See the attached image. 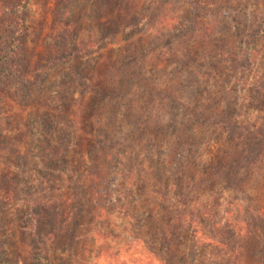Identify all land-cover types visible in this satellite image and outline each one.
<instances>
[{
  "label": "rangeland",
  "instance_id": "1",
  "mask_svg": "<svg viewBox=\"0 0 264 264\" xmlns=\"http://www.w3.org/2000/svg\"><path fill=\"white\" fill-rule=\"evenodd\" d=\"M14 2L0 264H264V0Z\"/></svg>",
  "mask_w": 264,
  "mask_h": 264
},
{
  "label": "trees",
  "instance_id": "2",
  "mask_svg": "<svg viewBox=\"0 0 264 264\" xmlns=\"http://www.w3.org/2000/svg\"><path fill=\"white\" fill-rule=\"evenodd\" d=\"M24 2L25 0H15L14 2V10H13V13H12V21L10 22V27H11V30L9 32V35L7 36V39H8V43H12V44H15L16 43V38L17 37H20L21 34H22V17H21V9L24 5ZM17 7V8H16ZM108 35H105V36H102V37H99L97 39H93L92 42L95 46L96 45H100L101 42H105V40L107 39ZM64 44V42H63ZM92 49V47H89V45H85L84 48L82 49H76L74 47V51H70L68 54H71V52H74L78 55H84V53H86V49ZM73 49V47H72ZM67 54V55H68ZM10 55V51L9 53H5V56L6 58ZM64 57H60V59H63ZM251 136V135H249ZM249 139H251V137H249ZM249 143H250V140H244L242 143H241V146H243L244 148H246L247 146L249 147ZM248 147L247 149L245 150H248ZM244 150V149H243ZM156 194L162 196L161 198L163 199H168V196L166 193L164 192H160V191H155ZM131 196V194H130ZM215 198H217V196H215ZM26 204H27V210L30 214V219H29V228L31 230V233H32V236H37V234H39V223L41 221V212L42 210L44 209L43 207H40L39 206V203L36 199H30V200H25ZM129 203V202H128ZM127 203L126 205V208L129 210V204ZM214 204L215 205H218L217 204V201L214 200ZM127 210V211H128ZM259 241L261 242L260 238H259ZM258 242V243H260Z\"/></svg>",
  "mask_w": 264,
  "mask_h": 264
}]
</instances>
